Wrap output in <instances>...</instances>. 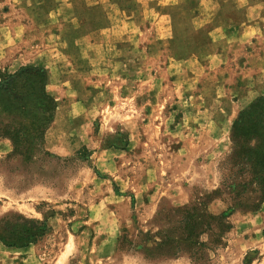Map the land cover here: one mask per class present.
Wrapping results in <instances>:
<instances>
[{"label": "rangeland", "instance_id": "rangeland-1", "mask_svg": "<svg viewBox=\"0 0 264 264\" xmlns=\"http://www.w3.org/2000/svg\"><path fill=\"white\" fill-rule=\"evenodd\" d=\"M14 3L0 0V10L16 18L20 9ZM260 6L264 18V0ZM25 11L35 16L33 8ZM43 20L26 17L25 39L8 37L0 51L1 71L42 66L46 59L67 65L61 53L52 56L60 45L52 36L58 25ZM182 20L184 26L187 19ZM144 27L155 34L153 19ZM206 27L192 31L190 41L176 33L177 52L135 54L127 58L131 64L123 57L118 70L109 61L103 72L81 66L75 75L52 74L46 91L56 109L39 146L30 150L25 137L20 154L8 158L11 141L0 137V232L21 237L15 245L0 241V264H193L145 251L157 231L152 220L160 208L187 204L216 187L233 119L264 95V62L258 73L245 75L243 47L225 62L204 59L210 49ZM252 43L264 54V36ZM172 53L198 61L172 74L166 70ZM3 94L0 98L9 97ZM33 101L31 112L15 118L25 135L39 129L41 113ZM1 104L6 117L8 101ZM208 207L218 212L225 204L214 200ZM229 220L225 243L208 264H264V201L255 211H235ZM22 225L36 233L23 246Z\"/></svg>", "mask_w": 264, "mask_h": 264}, {"label": "crops", "instance_id": "crops-1", "mask_svg": "<svg viewBox=\"0 0 264 264\" xmlns=\"http://www.w3.org/2000/svg\"><path fill=\"white\" fill-rule=\"evenodd\" d=\"M28 1L15 0L14 7L20 9L17 10L19 15L16 18L10 17V12L0 10V51L2 54L10 36L14 40L25 39L26 17L44 19L41 24L58 25L52 36L59 41L61 52L58 46L53 47L56 52L52 51V56L61 53L67 65L61 67L49 59L41 62L47 72V84L54 74L59 75L61 72L75 75L83 70L82 67L88 71L96 69L103 72L106 69L103 64L109 61L118 70L123 57L126 64H131L127 58L135 54L160 57L165 51L177 52L176 47L179 45L176 33L182 31L185 33L184 38L186 36L185 39L190 41L191 32L201 30L203 26H207L206 44L210 47L204 54L207 62H225L236 47H243L242 55L247 57V60L242 61L245 75L258 73L264 62V54L252 43L255 36H264V24L259 21L264 19L259 10L263 0ZM28 6L35 9V16L27 15L25 10ZM235 10L239 14L234 18L230 14ZM149 19H153L154 24L155 34L152 36L149 29L144 27ZM182 19H187L184 26ZM227 19L237 20L227 22ZM197 61V57L192 59V56L184 60L177 59L174 54L166 70L175 74L184 63L194 64ZM259 61L262 62L261 66L258 65ZM187 73L185 75L189 76ZM70 86L67 84V87Z\"/></svg>", "mask_w": 264, "mask_h": 264}, {"label": "trees", "instance_id": "trees-1", "mask_svg": "<svg viewBox=\"0 0 264 264\" xmlns=\"http://www.w3.org/2000/svg\"><path fill=\"white\" fill-rule=\"evenodd\" d=\"M47 72L40 65H22L13 73L0 70V137L11 141L12 151L7 157L20 154L18 147L29 139L30 150L36 149L44 133L53 121L56 101L46 91ZM29 86L28 91L25 86ZM32 92L33 97L29 98ZM41 113L39 129L32 134H22L19 118L31 112L29 102ZM3 101H8L6 117ZM35 114H32L34 117ZM32 117L30 121L37 125ZM33 157L30 154L28 160ZM219 180L211 191H201L187 204L159 209L152 223L157 226L150 246H144L148 254L161 259L186 257L193 264H208L210 254L225 243L232 228L229 216L235 211L257 210L264 201V95L256 97L241 109L232 121L229 147L217 163ZM220 200L224 209L213 212L208 205ZM27 232L26 245L36 237L33 228L21 226ZM20 235L0 232V241L15 245Z\"/></svg>", "mask_w": 264, "mask_h": 264}]
</instances>
